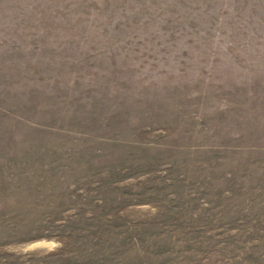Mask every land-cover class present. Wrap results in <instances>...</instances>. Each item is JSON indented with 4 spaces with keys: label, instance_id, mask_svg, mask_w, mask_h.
I'll return each mask as SVG.
<instances>
[{
    "label": "rangeland",
    "instance_id": "obj_1",
    "mask_svg": "<svg viewBox=\"0 0 264 264\" xmlns=\"http://www.w3.org/2000/svg\"><path fill=\"white\" fill-rule=\"evenodd\" d=\"M0 264H264V0H0Z\"/></svg>",
    "mask_w": 264,
    "mask_h": 264
}]
</instances>
